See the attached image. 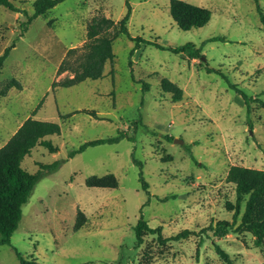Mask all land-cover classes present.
Wrapping results in <instances>:
<instances>
[{
	"label": "rangeland",
	"instance_id": "374dc122",
	"mask_svg": "<svg viewBox=\"0 0 264 264\" xmlns=\"http://www.w3.org/2000/svg\"><path fill=\"white\" fill-rule=\"evenodd\" d=\"M33 1L14 0L18 11L0 5V54L14 43L0 69V90L12 77L21 84L0 94V146L42 100L34 118L60 125V134L45 137L57 150L36 145L21 166L32 173L60 163L34 185L10 244L0 245V264H19L15 250L44 264H224L213 242L236 264H264V243L255 247L248 232L217 238L207 230L164 244L144 234L137 245L133 229L140 217L161 225L163 236L230 220L225 204L234 203L235 190L225 181L228 168L264 169V108L251 102L248 112L230 86L264 101V26L256 8L264 11V0H185L211 12L188 30L171 18L169 0H129L131 36L165 46L192 43L201 56L143 42L129 57L134 41L120 34L101 78L53 90L52 82L68 75L56 74L60 61L82 46L89 19L119 20L126 0H63L22 31ZM163 78L181 89L180 100L163 89ZM80 109L95 110L97 118ZM119 132L127 136L70 155L85 141ZM107 173L117 178L116 188L85 185L87 176ZM77 209L86 221L74 230Z\"/></svg>",
	"mask_w": 264,
	"mask_h": 264
},
{
	"label": "trees",
	"instance_id": "16d2710c",
	"mask_svg": "<svg viewBox=\"0 0 264 264\" xmlns=\"http://www.w3.org/2000/svg\"><path fill=\"white\" fill-rule=\"evenodd\" d=\"M61 1L63 0H34L32 2L33 14L27 16L22 31L26 29V26L33 18L44 14ZM0 5L11 11L19 10L16 4H14V0H0ZM125 5L126 12L119 20H113L104 14H95L89 19L86 24L84 43L81 47L67 49L56 69L57 75L63 72H67L68 75L59 80H54L51 84L52 90L57 86L69 87L85 79L101 78L105 64L113 61L112 43L120 34H124L134 41V46L129 52V57L140 46V43L143 42L153 43L161 49L185 53L189 58H199L201 56V47H196L192 43H185L179 46H165L156 41H145L140 37L131 36L127 28V21L131 14L129 0L125 1ZM256 8L259 14V21L264 26V11L258 5ZM169 14L176 25L183 30L200 27L211 16L210 10L206 7L185 0H169ZM216 39L218 37L208 38V40ZM12 47H14V43L5 47L0 54V69ZM129 63H132V60H129ZM207 70L211 69L207 68ZM110 71L112 72V70ZM230 86L243 99L248 112L251 102H256L264 108V101L258 96H248L236 84H230ZM11 87L21 89V84L17 79L12 77L3 84L0 94H6L7 90ZM147 87L148 84L143 83L142 89L145 90ZM162 87L165 91L172 93L173 100L177 101L181 99V89L169 79H162ZM41 103L42 100L36 105L31 114L21 122L6 142L0 146V245L10 244V237L17 229L22 216V206L27 202L36 182L45 173L56 169L60 163L56 161L51 164H40L39 169L32 173L21 166L22 160L30 155L32 148L36 145H42L50 152L57 150V147L52 144L51 140H47L45 137L52 134H60V125L53 121L34 118V114L41 106ZM77 111L97 118V114L93 109H80ZM70 115L71 113H68L60 115V117L66 118ZM124 136H127V133L119 132L115 136L85 141L77 149L73 150L70 155L79 153L90 145L116 142ZM138 163L140 164V162ZM139 179L142 188L147 191L148 184L143 179L141 171H139ZM225 181L233 184L235 190L234 203L226 202L225 204V209L232 212L230 220H217L199 231L183 228L175 234L163 236L161 225L149 226L147 221L140 217L133 228L136 244L140 245L142 243L144 234L155 235L158 243L164 244L168 241L185 239L191 235H199L200 231L204 232L208 230L212 232L213 237L217 238H222L228 233L239 234L241 232H248L253 236V245L261 247L264 243V169L234 164L228 168ZM85 185L88 187L116 188L118 181L113 173L100 176L90 175L86 177ZM85 221L84 213L80 209H77L73 229H79L84 225ZM202 241V237H200L197 246ZM213 250L224 264H236L229 254L215 242H213ZM15 253L19 264H44L35 258L23 256L17 250H15Z\"/></svg>",
	"mask_w": 264,
	"mask_h": 264
},
{
	"label": "water",
	"instance_id": "95a60500",
	"mask_svg": "<svg viewBox=\"0 0 264 264\" xmlns=\"http://www.w3.org/2000/svg\"><path fill=\"white\" fill-rule=\"evenodd\" d=\"M174 141H175V142H181V140H179V139H175Z\"/></svg>",
	"mask_w": 264,
	"mask_h": 264
}]
</instances>
